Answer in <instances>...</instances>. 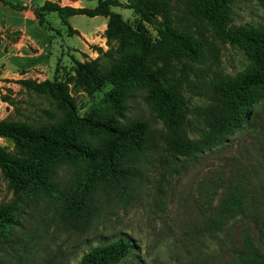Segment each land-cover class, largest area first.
I'll use <instances>...</instances> for the list:
<instances>
[{
	"label": "trees",
	"instance_id": "1",
	"mask_svg": "<svg viewBox=\"0 0 264 264\" xmlns=\"http://www.w3.org/2000/svg\"><path fill=\"white\" fill-rule=\"evenodd\" d=\"M95 1L94 7L84 8L46 0L33 10L39 22L40 12H55L72 33L75 30L66 23L67 16L106 17L107 48L90 46L97 55L86 61L72 59V72L62 80L56 74L41 81L16 80L26 91L48 100L53 109L43 110L45 121L0 119V136L14 146L13 152L0 146V171L14 196L0 204V247L16 240L12 232L28 203H44L60 217L82 215L81 221H87L96 207L97 193L126 188L136 181L140 157L152 148L154 138L146 120L125 117L127 99L134 92L162 124L158 135L171 157H192L224 142L264 103V27L232 24L233 0H186L189 17L185 18L200 24L202 31L183 23L171 0H126L124 7L137 17L133 25L111 10L121 5L118 0ZM257 2L264 8V0ZM203 30L220 43L237 47L248 63L234 75L211 73L205 84L209 105L201 115L198 138L192 139L185 129L189 108L182 84L191 82L190 67L212 51ZM105 83L109 89L79 115L74 93L91 95ZM248 191L242 183L228 186L217 211L205 221L209 230L214 232L222 223L246 215ZM251 197L249 203L257 198ZM262 198L264 205V194ZM256 218L264 239V207ZM133 252L132 241L119 235L91 247L74 264H118ZM214 264H264V253L239 252L231 260Z\"/></svg>",
	"mask_w": 264,
	"mask_h": 264
},
{
	"label": "rangeland",
	"instance_id": "2",
	"mask_svg": "<svg viewBox=\"0 0 264 264\" xmlns=\"http://www.w3.org/2000/svg\"><path fill=\"white\" fill-rule=\"evenodd\" d=\"M118 1L121 5L111 6V10L133 25L136 15L124 7L126 0ZM82 4L84 8H92L96 1L83 0ZM171 4L183 23L202 31L200 24L185 18L189 17L186 0H171ZM231 5L232 24L264 27V8L257 0H233ZM49 14L47 21L52 24L56 14ZM0 15L4 16L1 10ZM12 17L15 22L18 15L13 13ZM69 21L79 28L89 24L84 15L72 16ZM60 23L65 28L66 24ZM149 31L153 36L154 32L150 28ZM202 33L211 43L212 51L203 62L190 67L187 77L191 82L182 84L189 108L185 129L192 139L198 138L201 115L209 105L205 84L211 73L234 75L248 63L237 47L220 43L207 30ZM65 39V43L76 42L73 36ZM95 42L100 44L95 46L107 48L103 33L100 38L95 37ZM90 51L94 57L97 55ZM88 53L79 55L80 59L94 58ZM56 68L54 74L62 80L72 72V60ZM36 73L40 75L35 77L37 80L46 78L41 72ZM109 87L105 83L91 95L74 93L76 112L86 113ZM126 104L125 117L146 120L154 138L152 148L140 157L136 181L126 188L97 193L96 207L87 221H81L82 215L60 217L44 203H28L12 232L17 241L0 247V264H74L91 247L119 235L132 241L134 252L118 264H214L231 260L239 252L264 253V239L255 223L264 207V103L257 106V113L249 122L228 135L224 142L186 158L171 157L163 149L158 135L162 124L137 91ZM52 107L44 97L26 91L14 79H0V119L45 121L43 110ZM0 146L14 151L7 137L0 136ZM57 176H61L60 171ZM234 183H242L249 190V199L251 195L257 198L251 203L247 198L246 215L234 217L212 232L205 221L215 214L218 202ZM13 198L0 171V204ZM133 255L136 260L131 261Z\"/></svg>",
	"mask_w": 264,
	"mask_h": 264
},
{
	"label": "crops",
	"instance_id": "3",
	"mask_svg": "<svg viewBox=\"0 0 264 264\" xmlns=\"http://www.w3.org/2000/svg\"><path fill=\"white\" fill-rule=\"evenodd\" d=\"M17 8L10 7L0 2V79H32L37 80L41 72L44 79H49L54 74L56 65L68 63L69 60L80 59L79 55L89 52L96 44L95 37L100 34L106 25V17L102 15L87 16L89 24L79 28L70 23V15L65 18L66 23L74 33L68 32L67 26H60L61 19L53 11L40 12L39 19L34 14V8L39 7L46 0H6ZM59 6L85 7L83 0H47ZM13 13L18 15L13 21ZM49 13H55L52 24L47 21ZM86 16V15H84ZM58 31V32H57ZM73 36L74 43H65V38ZM64 44V45H63ZM95 52V51H94ZM96 55V53L94 54ZM23 59H28L24 61ZM68 60V62H67Z\"/></svg>",
	"mask_w": 264,
	"mask_h": 264
}]
</instances>
